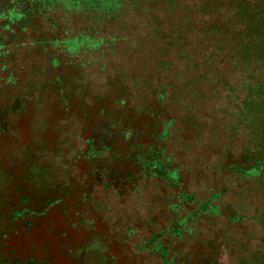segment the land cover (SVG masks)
I'll use <instances>...</instances> for the list:
<instances>
[{
	"label": "rangeland",
	"instance_id": "rangeland-1",
	"mask_svg": "<svg viewBox=\"0 0 264 264\" xmlns=\"http://www.w3.org/2000/svg\"><path fill=\"white\" fill-rule=\"evenodd\" d=\"M61 13L64 25H77L71 33L90 20L76 12L65 19ZM126 48L120 45L109 54H103L104 47L95 54L72 43L48 52L9 44L0 49V264L264 262L259 186L257 194L252 184L250 191L240 192L233 177L224 182L229 190L210 205L177 198L183 190L206 201L212 197L210 187L215 193L222 187L227 177H214L202 167L204 158L205 164L214 160L210 141L189 153L190 135L167 142L181 170L180 185L174 186L163 176L145 175L127 154L131 145L123 124L138 111L119 108L113 111L116 118L95 112L92 102L112 101L102 88L108 80V73L98 71L102 65L122 61L135 70L131 61L136 56L123 53ZM60 56L59 66H53ZM92 81L99 95L86 86ZM102 147L107 151L100 152ZM243 210L255 218L231 223ZM51 245L56 254L49 253Z\"/></svg>",
	"mask_w": 264,
	"mask_h": 264
},
{
	"label": "trees",
	"instance_id": "trees-1",
	"mask_svg": "<svg viewBox=\"0 0 264 264\" xmlns=\"http://www.w3.org/2000/svg\"><path fill=\"white\" fill-rule=\"evenodd\" d=\"M63 11L65 19L73 12L90 19L88 25L71 33L77 25H64ZM69 43L88 46L95 54L125 44L123 53L136 56L132 71L122 61L102 65L99 73H108L102 88L112 101L92 105L104 118H116L113 111L121 108L138 111L139 116L125 117L123 135L131 145L127 154L145 175L180 185L181 170L173 159L177 152L167 142L190 135L185 153L210 141L207 148L215 162L205 164L204 158L202 167L227 178L218 192L210 187L212 197L206 201L182 190L177 197L182 202L210 205L229 190L224 182L233 177L238 191H250L252 184V192L259 186L258 193L264 194V0H0V49L9 44L48 52ZM86 86L99 95L94 81ZM254 218L243 210L230 221ZM52 247L49 253L56 254Z\"/></svg>",
	"mask_w": 264,
	"mask_h": 264
}]
</instances>
